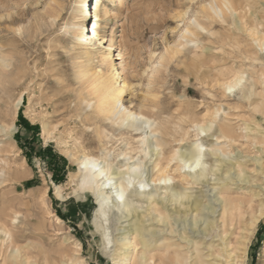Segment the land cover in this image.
<instances>
[{
	"label": "rangeland",
	"instance_id": "1",
	"mask_svg": "<svg viewBox=\"0 0 264 264\" xmlns=\"http://www.w3.org/2000/svg\"><path fill=\"white\" fill-rule=\"evenodd\" d=\"M214 1L124 0L118 8L105 2L110 14L107 18L106 9L101 10L100 36L92 40L89 58L73 39L74 25L83 23V0H0V57L12 62L8 72L0 66V230L6 236L0 240V264H133V257L138 264H174L175 252L181 253V262L187 257L189 264H199L195 243L202 264H264V218L255 231L248 230L250 189L245 185L233 186L232 196L243 197L242 215L228 223L226 232L219 213H186L176 197L168 201L165 191L154 186L148 188L153 189L150 199L164 202L156 207L166 208L161 215L149 206V198L127 194L130 207L119 209L110 199V209L101 216L96 194L86 192L80 200L69 195L70 184L82 185L78 167L85 152L102 158L105 148L112 149L114 158L120 156L112 162L117 171L127 162L119 161L121 152L137 146L101 123L89 107L96 100L92 77L82 74L108 72L112 66L117 86L126 84V107L159 117L174 134L190 131L187 141L168 149L190 154L197 126L208 128L219 112L237 133L235 144H221L226 160L243 164L253 181L257 165L258 183L264 184V53L259 47L264 43V0H238L242 18L222 19L219 13L207 24L202 11ZM50 6L63 8L60 19L50 16ZM192 18L209 31L187 45L182 35ZM86 24L91 31L93 19ZM237 75L244 77L245 89L227 92ZM44 128L54 138L46 139ZM158 137L146 131L153 148ZM154 160L155 152L144 159L137 171L142 180L157 174ZM232 172L240 174L237 168ZM120 177L126 176L115 180L122 189ZM53 184L64 188L65 199ZM219 184L180 183L178 190L203 204L212 200L219 210L224 200ZM213 219L218 227L207 229Z\"/></svg>",
	"mask_w": 264,
	"mask_h": 264
},
{
	"label": "bare ground",
	"instance_id": "2",
	"mask_svg": "<svg viewBox=\"0 0 264 264\" xmlns=\"http://www.w3.org/2000/svg\"><path fill=\"white\" fill-rule=\"evenodd\" d=\"M105 2H110L112 5H115L116 8L123 7L124 5V0H93L91 5L88 3V0H83L79 10L83 23L75 24L73 27V39L78 41L79 48L84 50V56L89 58L91 57L89 46L92 40L96 38L98 39L100 36L99 22L101 20V10L106 9V11H104V16L107 18L110 14V10L107 8ZM225 5L228 6L226 7ZM239 9L240 5L238 4V0H215L214 3H211L208 6V8L201 11L203 12L204 20L208 22L207 24H211L215 22V16L220 17L219 13L221 14L222 19H225L228 15L234 14L238 18H242L241 14L239 13ZM207 10H210L213 14L210 15ZM49 13L50 16L56 21L62 17L63 8L50 6ZM197 18L190 19L189 23L183 30L182 36L185 38L184 40H186L185 42L187 45L194 43V41L189 40L187 37L203 36L204 33H208L209 31L208 28ZM199 18L201 19V17ZM90 19H93V29L91 31L90 27H87L86 24ZM193 21H195V23H193ZM201 28L205 29V31L201 32ZM262 34L264 36V33ZM111 47H113V45H111ZM121 57L125 60V55L123 52H121ZM159 64L160 62L158 63V66ZM0 66L2 67L1 70L8 72L9 68L12 66V62L7 59V57L2 55L0 57ZM112 68L113 66L108 69V72L90 69L88 72H84L82 74L83 77L86 75H90V77H92L91 85L93 87L96 100L95 102L90 103L89 107L91 109H95V114L97 116L95 117L99 119L101 123H105L107 126L109 125L113 130H116L119 134L124 135V137L127 135L130 141L133 140L137 142V146H134L135 144H133V146L130 147L129 145L132 144L129 143L128 147L130 148L121 152L122 158L119 161L127 162L119 166L117 171H112V162L115 158L116 160L119 159L120 156L114 158V152L112 153V149H107L108 147L105 148L103 154L101 153L102 158H98L92 154L86 153L84 147L82 146L85 153L84 155L82 154L83 158L79 162L78 172L81 175L80 177L82 185L85 186L86 192L94 193L98 197L100 205L99 215L106 216L107 210L110 209V206L108 205L110 199L112 201L110 202L113 204L112 207L114 208L119 209L121 206H126L128 208L130 207V200H127L126 198H124L123 201L120 200L119 193L121 190L124 191L125 196L128 194L129 197H135L136 200H140L142 197L144 199L149 198V206H155L156 209L160 203L164 204V202H160L155 198L153 200L150 199L153 195V189L148 188L150 186H154L160 191H165L164 193L167 195V197H165L168 201L173 197H176L177 201H180L181 206H186V213L198 210L201 212L207 211L211 213L212 217H215L216 213H219L218 216L220 217L222 228L224 232H226L227 225H230L228 223H232L237 218V216L242 215L243 197L232 196L233 186L241 184L247 186L245 189H250L249 197H247V199L249 198V202L247 204L248 210H250V220L248 222L250 229L248 230H251L252 232L255 231L258 222L264 218V184L261 185L258 183L261 181V178L260 173L257 170V165H254V169L252 170L254 173L253 181L250 179V177H247L245 172L242 170L241 167L243 164L236 165L226 160L227 155L225 154L224 148L221 147V144H224L225 142L235 144L237 141V133L234 131L235 128L230 126L231 122L215 114L211 118L208 128L205 126H197L198 131L196 133V137L198 138L196 143L193 144L190 154L186 155L182 153L179 148H177L175 151H171L168 149V147H170L173 143H178V145H180L187 141L190 137V131H185L181 135L177 133L174 134L168 129L166 123L160 121L159 117L145 115L142 109L138 113L133 111L132 108L126 107L123 104V96L126 92V84L124 83L123 86H117L116 76L111 71ZM236 78L242 79L243 84L235 88V90L239 89L243 92V89H245L244 77L237 75ZM20 104L21 102L19 105ZM132 115L137 117L144 116L147 120L152 121V126L148 129L137 127L130 119ZM146 131L154 134V137L158 135L161 136L160 138L158 137L159 139H156L157 142L155 143V148L150 146V142L146 138ZM201 132L204 133L203 136H201ZM53 134L54 133H52V135ZM99 134L100 133H98V135ZM44 135L46 136V139L54 138V136L49 135L48 128H44ZM100 145H104H102L101 139ZM200 148H203V152L200 151ZM152 152H155L156 156V160L153 161V167L154 169H157V174L149 181L144 179L142 180V176H140L141 174H139L137 171L142 167L144 159L148 158ZM170 154L171 156L169 157ZM135 158H137L138 164L136 161H134ZM197 160H199V166H197ZM235 168L239 169V175H236L235 172H232ZM217 171H222L218 177ZM118 175L126 176V178L120 177L124 181L122 189H119V180L115 181L118 179ZM129 179H131L132 182L135 179L139 180L134 185L132 183V187L129 188ZM141 181H144L146 185L143 188L140 187ZM173 181L177 182L174 183ZM178 182L179 184L181 183L189 186L217 185L220 182L219 187H216V189H218V194L224 198L221 208L218 210V205L212 203V200H207L208 204H203V202L198 200V198H194L192 200V196L187 197L188 193L186 194L185 192L181 191V189L178 190L181 188ZM114 191L115 193H113ZM110 192L111 198L109 196ZM225 195L228 197H225ZM216 200L219 201L218 198L215 199V201ZM164 210H166V208L156 209L160 215L164 214ZM216 223V220H211L207 224V229L211 227L216 228V226L218 227ZM196 224L197 223L195 222V225ZM1 233L2 231L0 230V240L4 241L6 236L2 238ZM132 244L133 241L127 242L128 246ZM135 246L137 245L135 244ZM195 252L198 255L199 264H202L203 257L197 243H195ZM175 253L176 256L173 259L174 264H189V258L182 257L183 262H181V253ZM132 259L133 264H138L136 257H133ZM130 263L132 264V262Z\"/></svg>",
	"mask_w": 264,
	"mask_h": 264
},
{
	"label": "snow or ice",
	"instance_id": "3",
	"mask_svg": "<svg viewBox=\"0 0 264 264\" xmlns=\"http://www.w3.org/2000/svg\"><path fill=\"white\" fill-rule=\"evenodd\" d=\"M226 7L228 5H225ZM223 22V21H222ZM193 23H195V21H193ZM19 31V30H18ZM201 32H204L205 29L201 28L200 29ZM186 35H191V34H186ZM193 41H195L197 38L195 36L192 37ZM193 46H195V44H193ZM260 47V51L262 53H264V43H261L259 45ZM241 84H243V80L242 79H237L236 77L233 78V82H229V84L227 85V92L229 93H232L235 91V88L239 87ZM205 95H210L211 96V99L212 100H215L216 97L215 95H211L210 93L208 92H205ZM153 111H155V109H153ZM219 112L216 113L217 116H219ZM207 115V114H206ZM130 119L133 121V123L137 126V127H143L144 129H148L152 126V121L150 120H147L144 116H140V117H137L135 115H132L130 117ZM90 131V130H89ZM204 133L201 132V135H203ZM200 151L203 152V148H200ZM197 163V166H199V160L196 161ZM132 180L129 179L128 180V187L131 188L132 187ZM48 184V180L46 179L45 180V185L47 186ZM145 182L144 181H141L140 182V187L143 188L145 187ZM53 188H56V185L53 184L52 185ZM70 187H71V191L69 193V195H74L76 197L77 200H80V199H83L84 198V194L86 193V188L85 186L81 185L80 188H76L74 184H70ZM56 191L58 193H61L60 195V199H65L64 195H63V192H64V188L63 187H60V188H56ZM119 198L121 201L124 200L125 198V193L123 190L120 191L119 193Z\"/></svg>",
	"mask_w": 264,
	"mask_h": 264
}]
</instances>
